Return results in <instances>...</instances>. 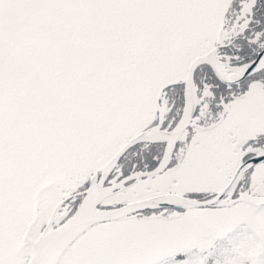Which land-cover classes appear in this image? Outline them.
<instances>
[{
    "label": "snow or ice",
    "instance_id": "obj_1",
    "mask_svg": "<svg viewBox=\"0 0 264 264\" xmlns=\"http://www.w3.org/2000/svg\"><path fill=\"white\" fill-rule=\"evenodd\" d=\"M0 264H264V0H0Z\"/></svg>",
    "mask_w": 264,
    "mask_h": 264
}]
</instances>
